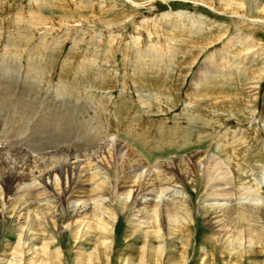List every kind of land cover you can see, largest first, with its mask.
Returning a JSON list of instances; mask_svg holds the SVG:
<instances>
[{
  "label": "rangeland",
  "instance_id": "rangeland-1",
  "mask_svg": "<svg viewBox=\"0 0 264 264\" xmlns=\"http://www.w3.org/2000/svg\"><path fill=\"white\" fill-rule=\"evenodd\" d=\"M245 1L247 7L241 11L246 9L248 14L234 16L237 11H222L224 5H214L218 11L212 8L211 0H0V187H9L17 170L24 176L25 187L32 185L30 180L60 169L65 155L56 150L61 147L79 155L70 162L108 159L105 176L114 184L123 174L114 152L117 139L138 149L156 166L194 152L214 153L218 142L211 136L246 130L256 157L243 159L245 171L235 172L247 176L249 166H255L258 177H263L264 201V154L259 153L264 149V22H259L254 9L262 7L264 0ZM55 113L63 115L64 125L52 136L55 127L50 128L49 138L58 139L50 141L44 135L39 141L33 134L40 130V121L51 124ZM18 149L27 151L22 152L27 162L20 169L12 156ZM177 188L174 196H183L187 212L196 218L186 238L171 226L164 228L163 222L164 239L154 242L165 248L159 257L141 260L138 250L144 243L142 239L134 243L139 227L134 232L131 226L142 222L121 210L119 202H105L103 209L91 205L77 217L88 221L104 209L116 213V228L105 238L108 244L93 251L98 240H74L68 232L62 233L66 221L76 220L70 212L61 217L66 204L49 203V197H42L32 201L29 217L15 215L16 201L5 205L0 214V264H264V206L260 211L263 228H259L263 241L248 253L247 235L236 240V234L220 233L216 241L218 235L198 213V207L207 204L201 199L203 191L197 193L189 183ZM4 195L0 203L7 201L10 191ZM123 195L119 194V200ZM166 196L172 198L167 194L164 200ZM237 202L228 204L239 207ZM153 208L149 203V214ZM30 218L38 234L33 236L31 250L14 255L20 230ZM42 222L47 228L44 233L39 232L45 228ZM47 241L50 245L42 251L40 245ZM225 247L232 250L227 252ZM239 249L241 256L235 253Z\"/></svg>",
  "mask_w": 264,
  "mask_h": 264
},
{
  "label": "bare ground",
  "instance_id": "bare-ground-1",
  "mask_svg": "<svg viewBox=\"0 0 264 264\" xmlns=\"http://www.w3.org/2000/svg\"><path fill=\"white\" fill-rule=\"evenodd\" d=\"M250 1H252V4L253 3L256 4L257 0H250ZM247 4L248 3L245 0H218L215 3L212 2L211 0L210 6H212V8H215V10H217V7H214V5H218V6L224 5L222 11H225V9L227 8L229 9L231 8V10L237 11L236 13H234V16H239V15L248 14L246 13V9L245 12L241 11L243 9L242 7H247L246 6ZM254 9L258 14L257 18L260 19L259 22L261 21L264 22V5L262 7L255 6ZM242 21H245V19L241 20V22ZM246 21L256 23V21L258 20L246 19ZM261 24L263 25V23ZM140 67L141 70L142 69L145 70L144 66L140 65ZM87 79H85V81ZM134 83L136 82L134 81ZM25 97L27 96L25 95ZM18 106H21L19 110L23 109L21 103H19ZM57 110L58 109H56V111ZM20 112H23V110ZM61 113H55L53 115V122H51V124L49 123V120H41L40 130L34 133L33 135L34 136L37 135L36 137L40 138L39 141H41L42 136L44 135H45L44 137L48 138L50 141L57 140L58 138L56 139L55 137L53 139L49 138V129L52 127L56 128V129L53 128L52 132L50 133V135L52 136V135H56L59 132L60 129L57 127L63 128L64 125L62 120L63 115L59 116ZM263 113H264V109H263ZM238 117L239 116L237 115V117L235 118L238 119ZM140 118L141 117H139V119ZM53 123H55V125ZM133 123L134 121H132V124ZM222 123H225V121H222ZM220 126H225V125L220 124ZM55 130H58V132L55 133ZM142 132L143 130L139 128L138 133L141 134ZM198 133L200 134V132ZM215 133L218 134V132ZM248 133L246 130H237V131L234 130V134L231 133L230 131V132H225L223 135L220 136H215V135L211 136L210 139L215 141L214 143H216V141L218 142V145L214 147L215 148L214 153L211 151V147L209 146L210 149L209 151L212 152L211 154H209L208 151L202 154L194 152L193 155L188 156V158L179 157L177 158L176 161H173L171 159L169 161H165L164 164L160 161L157 163L156 166L150 165L148 161L144 158V156H142L141 152L138 149H136L127 142H123V141L119 142L117 139L116 140L117 143L115 142L114 145V152L118 156L116 157V161L118 162L117 164L118 166H120V169H123L122 170L123 174L120 180L115 182L114 184L109 182V180L105 176L106 170H108L110 165L108 163L109 162L108 159L105 158V160L101 162V159L98 160V158L93 157V159H89V160L87 158L88 161L84 160L86 161L85 163L78 161L70 162V159L72 158L76 159L79 157V155L72 148L66 149L60 146L62 149L60 148L56 151L62 153L63 156L65 155L62 162L63 166L60 165L61 166L60 169L46 172L44 174V177L42 176L43 177L42 179L40 178L33 181L30 180L32 185L31 186L26 185L27 187L26 186L22 187V183L24 182L25 179L24 176L21 173H19V171L17 170L15 172L16 173L15 179L12 180V182H10L11 185L7 187L4 186L5 185L4 184L0 187V201L4 199L2 198V196L5 194V192L10 191V195L8 197L6 195L7 201H5V203H0V207L2 208L0 209V214H2L3 210H5L8 206H10L12 202L16 201L15 206H17V210L14 211L15 215H18V217H23L26 213L27 215L26 217H29L28 212L31 209L33 203L32 201L34 200L35 202V200L37 199L39 200L42 197L44 198L43 200H46L45 197L47 198L49 197L48 200L49 203L57 202L60 205L66 204L67 208L64 207L65 211L64 213H62L61 216L62 218L68 215L67 213L69 212L74 213V215H76L75 221L74 220L66 221L64 223V225L62 226L64 231L62 233L68 232L69 236L74 240L82 239L86 237L91 238L93 240H98L99 242H95V246L93 249V251H95L99 247L105 248L104 244L106 245L108 244L105 238L110 236L116 228V226L113 227V222L115 220L116 213L114 211H110L111 209H108L107 211H105L104 209V211L102 210V213L94 212L90 220L87 219L88 221H86L85 217L82 218L81 220H78L77 217L80 216V214L85 213L86 210H88L91 205L94 206L97 205L98 207L103 209V204H105V202H109V203L111 202L112 204H116L117 202H119L120 204L119 208L121 210H126L124 211L126 214L137 215L138 218L136 219V222L139 223L142 222L141 224L143 225L142 227H140L141 225L139 226V224H135V223H134L135 225L131 226V229H133L134 232H136L137 228L139 227V230L135 236L136 239H134V243L138 239H142L144 244L142 245V248L138 250V254L140 255L141 260L144 258L150 259L153 257L155 258L159 257L165 251L164 250L165 248H163L162 245L161 246L159 245L157 247L154 246V242L161 243L162 238L164 237V235H162L163 233L161 232V230H163V226H162L163 222H164V228L168 227L169 229L171 226L172 227L171 229H174L177 232L181 233V236L184 237L186 236L187 233L186 231L190 229L191 221L195 220L196 216H192V214L187 212L188 211L187 200L183 196L180 197L174 196L175 193L179 191V188H177L178 184H181L182 187H185V183H189L191 186L197 188L196 191L197 193L203 191V197H201V199L204 200V202L206 201L207 204L200 205L198 207V213H200L199 216L200 215L203 216L205 220V224L207 225L208 229H210V231L213 234L216 233L218 235L217 238H215L216 241L218 242L220 233H223V235H225L227 233L230 234L231 232L232 235L234 236L236 234L237 235L236 240L240 239L243 235L244 236L247 235L249 237V242H250L249 247L247 246L248 247L247 252L253 253L257 249V246L261 244V242L263 241V236H261V232L259 230V228L262 227V221H261L262 218L260 211L264 206V201L262 200L263 187L261 186L263 182V177L261 176L258 177V173L256 172L257 170H254L255 166H252V164L249 166V169H247V172L245 173V175L247 176L240 177L239 173H236V172H242L244 170V168L242 169V165L246 161H244L243 159H245L246 157H250V158L256 157V155L253 154L254 150H252L253 146L251 144V141H249L250 136L248 137L247 135ZM139 134L138 136H141ZM29 146H31V144ZM50 146L52 148L53 145L49 144L48 146L49 149ZM261 146H263V144ZM15 152L16 153H14V155L12 156H14L16 160H18L17 167L18 169H20L27 162V158L21 156L23 155L22 152H27V151L18 149ZM82 152L86 153L87 150L85 151L82 150ZM259 153L262 156L264 154V149L261 148L259 150ZM107 154L109 155L108 158H111L112 153H109L108 151ZM81 155L83 156V154ZM222 155L225 156L224 159H222L223 158ZM257 169L259 171V167H257ZM253 171H255V173H253ZM198 173L201 174L199 175ZM248 176L250 177V179H248ZM76 193L83 194L84 197L78 196ZM119 194L121 195L124 194L121 200H119ZM167 194L172 195V198H170V200L167 198L168 196H166L167 199L165 198L166 200H164L163 196ZM138 198H144L145 200L139 201ZM220 201H222V203ZM231 201H236V202L239 201L237 202V204L240 206L236 207L232 203L228 204V202ZM73 202L75 203L71 205L72 208L71 210H69L68 208L69 204ZM217 202L220 203L216 204ZM149 203L154 204V208L152 209L153 211L152 214H149V210H148ZM6 204L7 207H5ZM133 205L134 208L132 209ZM163 205H167V207L165 206L166 208L162 209L163 207L161 208V206ZM94 208L95 207H93L92 210H94ZM104 212H108V214H110L108 216H106L105 214L106 218L108 219L104 218L105 217ZM160 215H162V220L160 218ZM61 217H59L58 219H62ZM141 218H146V220L145 221L139 220ZM149 218L151 219V222L147 220ZM117 219H118L117 221H119L121 217L118 216ZM31 221H32L31 218L30 221L26 220L24 224L25 228H22V230H20L21 235L19 234L20 238H19L18 246L14 248V252H15V253L13 252L14 255H16L19 252L22 254L26 253L25 250L26 251L31 250L29 249V247L31 248L30 244H32L31 242L34 239L33 236L35 235L37 236L38 234V231H35V228H31L36 226L32 224L33 221L32 222ZM131 221L133 222L134 220ZM171 222H173L174 224L173 225L170 224ZM42 224H44L45 226L44 222H42ZM46 229L47 228L45 226L44 229H39V232L44 233V231L42 230L46 231ZM172 240H174V243H176L175 239ZM187 240L188 238L186 239V241ZM50 241L43 242L42 245H40L42 251L47 250V246L50 245ZM239 245L241 246V244ZM224 249L227 252H230L232 250V248L230 247H225ZM93 251L88 254L89 259H92ZM242 251L243 250L239 249L235 253L236 255H240ZM20 261L21 259H19V262ZM9 264L12 263L9 262Z\"/></svg>",
  "mask_w": 264,
  "mask_h": 264
}]
</instances>
